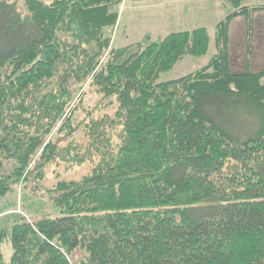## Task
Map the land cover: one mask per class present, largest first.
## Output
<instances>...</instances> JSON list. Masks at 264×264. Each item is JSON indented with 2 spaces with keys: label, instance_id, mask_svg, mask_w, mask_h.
I'll use <instances>...</instances> for the list:
<instances>
[{
  "label": "trees",
  "instance_id": "obj_1",
  "mask_svg": "<svg viewBox=\"0 0 264 264\" xmlns=\"http://www.w3.org/2000/svg\"><path fill=\"white\" fill-rule=\"evenodd\" d=\"M125 1L0 0V197L34 169L41 179L60 163L93 165L48 191L59 217L22 216L0 230V264H264V66L234 74L230 59L232 22L246 19L252 55L264 6L225 0L234 11L216 26L210 62L158 83L206 55L209 32L114 48ZM88 82L100 106L118 107L89 114L82 150L74 119ZM56 135L72 141L60 146Z\"/></svg>",
  "mask_w": 264,
  "mask_h": 264
},
{
  "label": "rangeland",
  "instance_id": "obj_2",
  "mask_svg": "<svg viewBox=\"0 0 264 264\" xmlns=\"http://www.w3.org/2000/svg\"><path fill=\"white\" fill-rule=\"evenodd\" d=\"M198 1L194 2V8L201 6L205 8L204 11L201 9L198 12L184 13L180 8L173 7L168 0H126L119 8V24L112 32L113 47L119 49L136 44L141 42L147 35H151L153 40H158L164 39L172 33L191 32L195 29L206 28L210 35L208 53L202 57H185L171 72L162 75L158 83L179 80L202 69L216 54L215 34L217 24L233 12L234 8L225 0ZM244 5L264 6V0H246ZM253 19L252 55L248 52L246 19L240 17L232 22L230 28V59L234 74H243L248 69V64L254 72L261 71L264 66V11L256 12ZM82 93L86 111L79 110L75 115L74 122L79 127V131L75 134L74 140L82 150H85L88 146V139L84 128L80 126L89 121V114H92L94 118L104 115L113 117L118 105L116 100L112 99L113 105H109L107 108L100 106L103 97L98 94L95 88L90 86V82L83 87L81 95ZM252 123L254 126H251V132L258 127L256 119H253ZM54 141L65 147L72 139L63 135H56ZM231 165H234V162L228 165V169ZM92 170L93 165L90 163L73 169H68L65 163H60L44 168V177L40 179L37 177L38 170L35 171L34 169L27 183L15 187V191L9 193L6 197H0V230L9 231L13 223L22 216L27 217L32 223L42 217H59V210L55 208L48 191L53 190L60 181H78L89 175ZM12 252L10 242H5L3 254L7 262L10 261ZM85 256V252L77 251L73 255V260L79 262Z\"/></svg>",
  "mask_w": 264,
  "mask_h": 264
},
{
  "label": "crops",
  "instance_id": "obj_3",
  "mask_svg": "<svg viewBox=\"0 0 264 264\" xmlns=\"http://www.w3.org/2000/svg\"><path fill=\"white\" fill-rule=\"evenodd\" d=\"M162 2V1H161ZM168 2L175 8H180L182 11H184V13H187V12H198L200 11L201 9L204 11V7H197V8H194V2H199L198 0H168ZM181 4V5H179ZM177 5V6H176ZM165 6V5H163ZM179 11V9H178Z\"/></svg>",
  "mask_w": 264,
  "mask_h": 264
}]
</instances>
